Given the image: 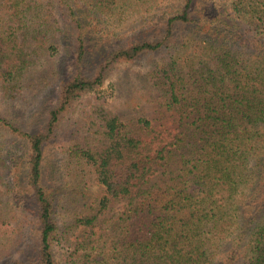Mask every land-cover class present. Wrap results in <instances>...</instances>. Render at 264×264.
Masks as SVG:
<instances>
[{"label": "trees", "instance_id": "16d2710c", "mask_svg": "<svg viewBox=\"0 0 264 264\" xmlns=\"http://www.w3.org/2000/svg\"><path fill=\"white\" fill-rule=\"evenodd\" d=\"M173 1L0 0L7 101L61 81L50 62L63 46L60 9L77 39L44 129L0 116L28 144L9 192L25 195L37 228L31 252L19 251L23 225L8 229L0 264H264V0ZM145 56L144 93L131 103L142 114L81 113L53 184L47 149L62 119L113 65ZM91 174L104 188L93 203ZM7 220L0 213V228Z\"/></svg>", "mask_w": 264, "mask_h": 264}, {"label": "rangeland", "instance_id": "374dc122", "mask_svg": "<svg viewBox=\"0 0 264 264\" xmlns=\"http://www.w3.org/2000/svg\"><path fill=\"white\" fill-rule=\"evenodd\" d=\"M211 1L200 0V3L208 8ZM69 2L75 3V0H69ZM173 3L176 6L175 10H177L182 0H174ZM70 17V11L67 7H65V11L60 9L56 17L63 31L61 38L63 46L50 62L60 70L61 81L53 87L43 90L41 94L35 97L28 89L18 94L16 99L7 101L0 97V116L22 130L39 132L44 129L50 109L58 103L62 83L74 72V50L77 47V39L74 24H71ZM118 34L120 35L118 40L122 41L126 40L125 38L130 33L125 28L123 31H119ZM93 39L97 38L93 37ZM42 64L43 62L39 66ZM148 67L147 56L131 63L115 64L101 86L88 92L74 103L72 110L62 119L61 128L47 149L49 162L46 173L53 179V184L60 183L57 169L61 166L63 150L67 146L69 138L68 132L75 127L76 118L82 117L81 113L84 111L94 113L98 105L120 115L130 116L133 112L131 103L136 101V95L142 97L144 93V86L140 79L143 78ZM133 114L140 116L139 114H142V112L135 111ZM27 148L28 144L23 138L7 128L0 127V159L2 160L0 165V213L8 218L7 224L0 228V239L4 238L8 229L13 228L14 230L20 222L24 227V240L19 246L20 252L22 249L31 252L36 248L37 228L35 216L28 206L21 207V204H27L22 201L25 195L21 201H18L9 192V188L14 187L19 177L22 176ZM88 181L89 202L93 203L104 195V188L99 186L93 174L89 176ZM111 207L115 209V212H118L121 205L112 203Z\"/></svg>", "mask_w": 264, "mask_h": 264}]
</instances>
